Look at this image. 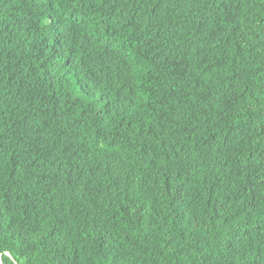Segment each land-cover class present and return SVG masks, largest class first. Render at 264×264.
<instances>
[{
    "label": "trees",
    "instance_id": "1",
    "mask_svg": "<svg viewBox=\"0 0 264 264\" xmlns=\"http://www.w3.org/2000/svg\"><path fill=\"white\" fill-rule=\"evenodd\" d=\"M5 252L264 264V0H0Z\"/></svg>",
    "mask_w": 264,
    "mask_h": 264
},
{
    "label": "clouds",
    "instance_id": "2",
    "mask_svg": "<svg viewBox=\"0 0 264 264\" xmlns=\"http://www.w3.org/2000/svg\"><path fill=\"white\" fill-rule=\"evenodd\" d=\"M84 222H89V221L79 218L78 224H81V223H84ZM26 229L29 232H32V231L35 230L31 225H27ZM41 237L43 239H47V240L52 241V242H54L56 240V238H57L56 235L53 232H44V233L41 234ZM146 254L147 253L144 252V251L140 252L141 261L145 258ZM4 257H7V258H9L11 260L13 258L12 254L10 252H5L4 254H0V259H2V264H5Z\"/></svg>",
    "mask_w": 264,
    "mask_h": 264
},
{
    "label": "flooded vegetation",
    "instance_id": "3",
    "mask_svg": "<svg viewBox=\"0 0 264 264\" xmlns=\"http://www.w3.org/2000/svg\"><path fill=\"white\" fill-rule=\"evenodd\" d=\"M12 261L14 262V264H18V263H16V260L14 258H12Z\"/></svg>",
    "mask_w": 264,
    "mask_h": 264
},
{
    "label": "water",
    "instance_id": "4",
    "mask_svg": "<svg viewBox=\"0 0 264 264\" xmlns=\"http://www.w3.org/2000/svg\"><path fill=\"white\" fill-rule=\"evenodd\" d=\"M0 264H2V259H0Z\"/></svg>",
    "mask_w": 264,
    "mask_h": 264
}]
</instances>
